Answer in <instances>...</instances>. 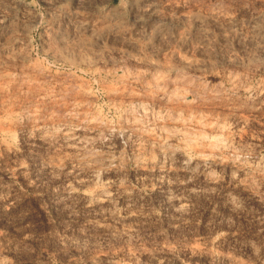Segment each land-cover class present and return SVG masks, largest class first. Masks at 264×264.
I'll return each instance as SVG.
<instances>
[{"label":"rangeland","instance_id":"obj_1","mask_svg":"<svg viewBox=\"0 0 264 264\" xmlns=\"http://www.w3.org/2000/svg\"><path fill=\"white\" fill-rule=\"evenodd\" d=\"M0 264H264V0H0Z\"/></svg>","mask_w":264,"mask_h":264},{"label":"bare ground","instance_id":"obj_2","mask_svg":"<svg viewBox=\"0 0 264 264\" xmlns=\"http://www.w3.org/2000/svg\"><path fill=\"white\" fill-rule=\"evenodd\" d=\"M216 6H217V5H216ZM218 6H219V5H218ZM218 6H217V7H218ZM214 8H215V7H214ZM218 8H219V7H218ZM220 8H222V7H220ZM220 8H219V9H220ZM225 9H226V8H225ZM154 10H155V9H154ZM216 10H217V9H216ZM219 11H220V10H219ZM221 11H222V10H221ZM213 12H214V11H213ZM215 12H216V11H215ZM217 12H218V11H217ZM193 13H195V12H193ZM204 13H205V12H204ZM220 13H221V12H220ZM206 14H208V13H206ZM210 14H211V13H210ZM210 14H208V15H210ZM208 15H207V16H208ZM212 15H213V14H212ZM212 15H211V16H212ZM200 17H202V16H200ZM209 17H210V16H209ZM209 17H208V18H209ZM194 18H197V17H194ZM208 18H207V19H208ZM191 19H192V18H191ZM210 19H211V18H210ZM198 20H199V19H198ZM257 38H259V37H257ZM37 69H38V68L36 67V71H38ZM30 70H31V69H30ZM30 70H27V72L30 71ZM36 71H34V72H36ZM39 71H40V69H39ZM30 72H31V71H30ZM22 74H23V73H22ZM27 74H28V73H27ZM20 75H21V74H20ZM20 75H19V76H20ZM28 75H29V74H28ZM28 75H27V76H28ZM27 76H26V79L28 78ZM20 77L23 78V77H25V76L22 75V76H20ZM29 77H31V76H29ZM23 79H25V78H23ZM134 79H135V78H134ZM140 80H141V79H140ZM130 81H131V80H130ZM195 85H196V84H195ZM198 85H199V84H198ZM172 86H173V85H172ZM172 86H170V87H172ZM146 87H147V86H146ZM173 87H174V86H173ZM176 87H177V86H176ZM143 89H144V88H143ZM146 89H149V90H150V88H145L144 91L142 90L143 92H137V91H134L135 93H132V92L130 91V93H131V94H130V97H131L132 101H133V100H134V101H137L138 105L143 106V105L145 104V102H148V99H149V100H150V99H151V100L154 99V95H153L151 92H149L148 90H146ZM152 89H153V88H152ZM161 89H162V88H161ZM179 89H180V87H179ZM196 89H197V87H196ZM202 89L204 90L203 86H202L201 90H202ZM207 89H208V88H207ZM130 90H132V89H130ZM138 90H140V89H138ZM153 90H154V89H153ZM153 90H152V91H153ZM157 90L159 91V89H157ZM157 90H156V91H157ZM175 90H178V89H175ZM175 90H174L173 92H176V93H177V91H175ZM182 90H183V89H182ZM182 90H181V91H182ZM203 90H202V91H203ZM208 90H209V89H208ZM132 91H133V90H132ZM140 91H141V90H140ZM156 91H155V92H156ZM170 91L172 92L171 88L168 87V89H167V88L165 89V87H164V91H163V94H162V95H163V96H166V95L169 96V94L171 93ZM197 91H199V89H197ZM38 92H39V91H38ZM153 92H154V91H153ZM159 92H160V91H159ZM159 92H158V93H159ZM161 92H162V91H161ZM173 92H172V94H173ZM179 92H180V90H179ZM179 92H178V93H179ZM200 92H201V91H200ZM208 92H210V91H208ZM212 92H213V91H212ZM212 92H211V93H212ZM214 92H215V91H214ZM39 93H40V92H39ZM41 93H42V92H41ZM41 93H40V94H41ZM158 93H157V94H158ZM168 93H169V94H168ZM176 93H175V94H176ZM203 93H204V92H203ZM203 93H202V94H203ZM43 94H44V93H43ZM126 94H127V92H126ZM157 94H156V96H157ZM159 94H160V93H159ZM159 94H158V95H159ZM172 94H170V96H169L170 98H172V97H171ZM175 94H174V95H175ZM181 94H182V92H181ZM183 94H184V93H183ZM205 94H209V93H206V92H205ZM214 94H215V93H214ZM214 94H210V96L208 95V97H211V95H213V96H215V98H216V95H214ZM218 94H219V93H218ZM222 94H223V93H222ZM224 94H225V93H224ZM224 94H223V95H224ZM52 95H53V94H52ZM52 95H51V96H52ZM176 95H179V94H176ZM219 95H221V94H219ZM226 95H227V94H226ZM41 96H43V95H41ZM41 96H40V97H41ZM53 96H54V97H53ZM53 96H52V97L56 99V96H55V95H53ZM127 96H128V95H127ZM188 96H189V95H188ZM213 96H212V97H213ZM217 96H218V95H217ZM38 97H39V95H38ZM44 97H45V96H44ZM44 97H43V98H44ZM48 97H49V96H48ZM48 97H47V98H48ZM175 97L178 98L177 96H175ZM175 97H174V98H175ZM41 98H42V97H41ZM50 98H51V97H50ZM53 98H52V99H53ZM159 98H161V95H160ZM174 98H173V99H174ZM180 98H181V101L183 102V104H184V102H185L186 105H187V104H188L187 102L189 101V99H190L191 97L188 99V97H186V96L183 95V96H181ZM39 99H40V98H39ZM45 99H46V98H45ZM52 99H51V100H52ZM58 99H59V98H57V100H58ZM145 99H146V101H144ZM168 99H169V98H168ZM173 99H172V100H173ZM212 99H213V98H212ZM41 100H43V99H41ZM47 100L50 101V99H47ZM47 100H46V101H47ZM129 100H130V99H129ZM151 100H150V101H151ZM49 101H48V102H49ZM143 101H144V104H142ZM162 101H163V99H162ZM170 101H171V100H170ZM174 101L176 102V101H178V100L174 99ZM191 101H193V98L191 99ZM42 102H43V101H42ZM44 102H45V101H44ZM53 102H54V99H53ZM55 102H57V101L55 100ZM151 102H152V101H151ZM163 102H164V101H163ZM39 103H40V101H39ZM137 103H135V105H137ZM155 103H157V102H155ZM190 103H192V102H189L188 107H185V109H186V108L189 109V108L191 107V106L189 107V105H191ZM36 104H37V103H36ZM45 104H46V103H45ZM163 104H166V105H167L168 103H167V101H165ZM171 104H172V103H171ZM174 104H175V103H174ZM179 104H180V103H179ZM181 104H182V103H181ZM183 104H182V105H183ZM30 105H31V104H30ZM71 105H72V104H71ZM71 105H68V106L71 107ZM132 105H133V104H132ZM135 105H134V108H135V107H139V106H135ZM147 105H148V103L146 104V106H147ZM159 105H160V103H159ZM161 105H162V103H161ZM161 105H160V106H161ZM166 105H165V106H166ZM168 105H169V104H168ZM176 105L178 106V104H176ZM182 105H181V106H182ZM186 105H184V106H186ZM35 106H36V105H35ZM37 106H38V105H37ZM72 106H73V105H72ZM129 106H130V105H129ZM144 106H145V105H144ZM163 106H164V105H163ZM165 106H164V107H165ZM179 106H180V105H179ZM29 107H30V106H29ZM29 107H28V110H29ZM147 107H148V106H147ZM149 107H150V106H149ZM232 107H233V106H232ZM36 108H37V107H36ZM132 108H133V106H132ZM139 108H141V107H139ZM143 108H144V107H143ZM165 108H166V107H165ZM183 108H184V107H183ZM25 109H27V108H25ZM31 109H32V108H31ZM75 109L77 110V108H74V110H75ZM135 109H136V108H135ZM146 109L148 110L149 108H146ZM181 109H182V108H181ZM185 109H184V110H185ZM190 109H191V108H190ZM33 110H34V109H33ZM36 110H37V109H36ZM38 110H39V109H38ZM67 110H69V108H68V109H67V108L65 109L66 112H67ZM76 110H75V111H76ZM78 110H79V111H82L81 109H78ZM130 110H132V109H130ZM137 110H138V109H137ZM141 110H142V109H141ZM147 110H145V111H147ZM182 110H183V109H182ZM191 110H192V109H191ZM194 110H195V109H194ZM40 111H41V114H42V113H43L42 110H40ZM70 111H71V109H70ZM70 111H69V112H70ZM83 111H84V110H83ZM83 111H82V112H83ZM133 111L137 112L136 110H133ZM143 111H144V109H143ZM152 111H153V109H151V111H148V113H147V112H145V113H146L147 115L149 114V112H151L150 114H152V113L154 114V112H152ZM189 111H190V110H189ZM27 112H28V111H27ZM35 112H38V111H35ZM72 112H73V110H72ZM84 112H85V111H84ZM84 112H83V113H84ZM129 112H130V111H129ZM131 112H132V111H131ZM140 112H142V111H140ZM160 112H161V111H160ZM190 112H191V111H190ZM192 112H193V110H192ZM25 113H26V112H25ZM29 113H31V112H28L27 114H29ZM32 113H34V111H33ZM70 113H71V112H70ZM73 113H74V112H73ZM80 113H81V112H80ZM198 113H199V112H198ZM74 114H75V113H74ZM74 114H73V115H74ZM76 114H77V113H76ZM78 114H79V113H78ZM86 114H88V113H86ZM86 114H85V116H86ZM126 114H127V113H126ZM139 114H141V113H139ZM139 114L136 113V115H138V116H139ZM143 114H144V113L142 112V115H143ZM188 114H189V113H188ZM191 114H192V113H190L188 116H190ZM193 114H194V113H193ZM33 115H34V114H33ZM37 115H38V113H37ZM80 115H83V114H80ZM89 115H90L89 117L87 116L88 118L91 117V114H89ZM127 115H128V114H127ZM127 115H125V117H126ZM134 115H135V114H134ZM134 115H133V117H134ZM159 115H161V114H159ZM195 115L197 116V115H199V114H196V113H195ZM46 116H47V115H46ZM69 116H70V115H69ZM128 116H130V113H129ZM131 116H132V115H131ZM151 116H152V115H151ZM156 116H157V113H156ZM191 116L194 117V115H191ZM191 116H190V117H191ZM201 116H202V115H201ZM34 117H35V116H34ZM34 117H33V118H34ZM76 117H77V116H75V118H76ZM87 117H82V116H80L79 118H87ZM125 117H124V119H125ZM135 117H136V116H135ZM147 117H150V116H147ZM158 117H159V119L161 118L160 116H158ZM37 118H39V116H38ZM37 118H36V119H37ZM40 118H41V117H40ZM73 118H74V117H73ZM136 118L139 119L140 117H136ZM143 118H144V117H143ZM191 118H192V117H191ZM196 118H198V120L200 119L199 117H195L194 119L196 120ZM58 119H59V118H58ZM141 119H142V116H141ZM146 119H147V118H146ZM149 119H150V118H149ZM187 119H188V118H187ZM194 119H193V121H194ZM205 119H206V118H205ZM51 120H52V118H51ZM55 120H57V119L55 118L54 121H55ZM76 120H77V119H76ZM80 120H81V119H79V121H80ZM82 120H83V119H82ZM89 120H91V118H90ZM89 120H88V122H90ZM132 120H133V119H132ZM147 120H148V119H147ZM150 120H151V119H150ZM150 120H149V121H150ZM157 120H158V119H157ZM157 120H156V121H157ZM160 120H161V119H160ZM168 120H169V119H168ZM203 120H204V119H202L201 122H203ZM46 121H47V120H46ZM49 121H50V120H49ZM72 121H73V119H72ZM72 121H71V122H72ZM84 121H85V120H84ZM122 121H124V120H122ZM125 121H126V120H125ZM125 121H124V122H125ZM141 121H142V120H140V121L137 123V119H136V121H134L135 124L133 123V124H132V127H134V128L138 127V126L140 125L139 123H140ZM143 121H144V120H143ZM151 121H152V120H151ZM154 121H155V119H154ZM162 121L165 122L166 120H163V119H162ZM162 121H161V122H162ZM199 121H200V120H199ZM204 121H205V120H204ZM37 122H38V121H37ZM56 122H57V121H56ZM58 122H59V121H58ZM81 122H82V121H81ZM101 122H102V121H101ZM145 122H146V120H145ZM145 122H144V123H145ZM159 122H160V121H159ZM161 122H160V123H161ZM182 122H184V119L182 120ZM201 122H198V123L200 124ZM214 122H215V121H214ZM32 123H33V121H32ZM52 123H53V122H52ZM82 123H83V122H82ZM82 123H81V124H82ZM86 123H87V122H86ZM86 123H85V124H86ZM96 123H97V122H96ZM102 123H103V122H102ZM126 123H128V121H127ZM130 123H132V122L130 121ZM130 123H129L128 125L131 126ZM136 123H137V124H136ZM142 123H143V122H142ZM147 123H148V121L146 122V125H147ZM156 123H157V122H156ZM160 123H158V124H159L158 127H161ZM208 123H209V122H208ZM34 124H35V122H34ZM34 124L32 125V128H33V126L35 127ZM37 124H38V123H37ZM37 124H36V125H37ZM77 124H78V123H77ZM98 124H100V121H99ZM121 124H122V123H121ZM151 124H153V123H151ZM154 124H155V122H154ZM179 124H180V123H179ZM199 124H198V125H199ZM211 124H212V123H211ZM215 124H216V122H215ZM100 125H101V124H100ZM108 125H109V124H108ZM122 125H124V124H122ZM125 125H126V124H125ZM128 125H127V126H128ZM143 125H145V124H143ZM148 125H149V124H148ZM166 125H168V124L166 123L165 126L162 125L163 128H162V127H161V128L164 129V128L166 127ZM182 125H183V124H182ZM201 125H203V123H201ZM205 125H206V124H205ZM213 125H214V124H213ZM217 125H218V124H217ZM38 126H39V124H38ZM77 126H79V124H78ZM98 126H99V125H98ZM102 126H105V125L102 124ZM120 126H121V125H120ZM127 126H126V127H127ZM130 126H129V127H130ZM153 126H154V125H153ZM153 126H151V127H153ZM155 126H156V125H155ZM199 126H200V125H199ZM215 126H216V125H215ZM219 126H220V125H219ZM106 127H107V126H106ZM108 127H109V126H108ZM126 127H124L123 129H125ZM139 127H140V126H139ZM142 127H143V126H142ZM149 127H150V126H149ZM156 127H157V126H156ZM209 127H210V126H209ZM209 127H208V128H209ZM213 127H214V126H212L211 128H213ZM220 127H221V126H220ZM41 128H42V127H41ZM74 128H75V125H74ZM74 128H73V130H74ZM101 128H102V127H101ZM140 128H141V127H140ZM203 128H204V127H203ZM203 128H202V129H203ZM216 128L218 129V127H216ZM216 128H215V129H216ZM34 129H35V128H34ZM38 129H39V128H38ZM106 129H107V128H106ZM128 129H129V128H128ZM130 129H131V128H130ZM148 129H150V128H148ZM153 129H154V127H153ZM153 129H152V130H153ZM157 129H158V128H157ZM41 130L44 131L45 129H44V130L41 129ZM68 130H69V128H68ZM73 130H72V131H73ZM140 130H142V129H140ZM145 130H147V129H145ZM154 130H155V129H154ZM154 130H153V131H154ZM158 130H159V129H158ZM39 131H40V130H39ZM45 131H46V130H45ZM66 131H67V130H66ZM129 131H130V130H129ZM131 131H134V130H131ZM135 131H136V130H135ZM165 131H166V130H165ZM214 131H215V130H214ZM69 132H70V131H69ZM69 132L67 133L68 135L70 134ZM73 132H74V131H73ZM127 132H128V131H127ZM138 132H139V129H138ZM140 132H141V131H140ZM140 132H139V133H140ZM142 132H143V131H142ZM142 132H141V133H142ZM146 132H148V131H146ZM156 132H157V130H156ZM163 132H164V131H163ZM202 132H203V131H202ZM45 133H46V132H45ZM136 133H137V132H135V134H136ZM151 133H153V132H151ZM42 134H43V132H42ZM63 134H64V133H63ZM142 134H143V133H142ZM154 134H155V133H154ZM160 134H161V131H160ZM43 135H44V134H43ZM65 135H66V133H65ZM73 135H75V134L73 133ZM139 135H140V134H139ZM145 135H146V134H145ZM147 135H149V134H147ZM151 135H152V134H151ZM158 135H159V134H156V136H158ZM161 135H162V134H161ZM161 135H160V137H163V136H161ZM200 135H202V136H199V137H200V138H201V137H204L203 139H204V141H205V137H207V134H206L205 136H203V133L200 134ZM69 136H70V135H69ZM69 136H68V137H69ZM154 136H155V135H154ZM164 136H165V135H164ZM209 136H210V135H209ZM65 137H67V136H65ZM68 137H67V138H68ZM150 137H152V136H150ZM213 137L216 138L217 136H213ZM156 138H157V137H156ZM214 138H213V139H214ZM195 139H196V138H195ZM154 140H155V138H154ZM157 140H158V139H157ZM215 140L217 141L218 139L216 138ZM198 141H199V140H198ZM206 141H207V140H206ZM159 142H160V141H159ZM202 142H203V140H202ZM157 143H158V142H157ZM161 143H163V141L160 142L159 145H161ZM198 143H199V142H198ZM200 143H201V142H200ZM203 143H205V142H203ZM210 143H211V142H210ZM213 143H214V140H212V144H213ZM215 143H216V142H215ZM208 144H209V142H207V145H208ZM207 145H206V146H207ZM210 146H211V145H210Z\"/></svg>","mask_w":264,"mask_h":264}]
</instances>
